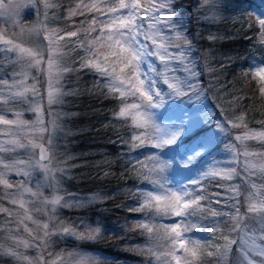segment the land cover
I'll return each instance as SVG.
<instances>
[{
    "label": "snow or ice",
    "instance_id": "1",
    "mask_svg": "<svg viewBox=\"0 0 264 264\" xmlns=\"http://www.w3.org/2000/svg\"><path fill=\"white\" fill-rule=\"evenodd\" d=\"M58 7L56 0H0V18H3L0 20V56L12 61L14 65L19 64V71L13 70L11 74V83L9 79L0 78V87L7 89L6 93L0 91V125L24 131L30 137L27 144L20 139L0 144V153L14 149H39L38 158L35 159L11 162L0 160V185L5 189H17L16 193L6 195L10 203L18 204L23 209L22 216L17 214L19 223L24 224L25 220H29L42 228V235H34L32 229L24 224V232L32 236L31 241L17 238L9 232L8 239L12 244L7 247L0 244V256L9 257L16 264H103L102 258L90 255L83 249L66 254L48 251L54 242V236L92 241L99 237L101 227L85 220H81L78 225L57 220L55 213L58 208L80 207L86 202L72 193L61 192L62 177L68 172V168L58 166L59 162L54 163L56 155L52 151V141L53 133L60 127L58 122L52 121L50 129L43 119L41 106L34 102L29 103L28 109L36 113L34 122L22 119L23 113L18 110L12 113L14 118L10 119L6 109L14 108L22 100H27L29 93L33 97L39 95L35 83L30 87L27 85L29 70L33 68L46 71L49 106L63 104L65 97L78 95L77 89H63L61 80L65 74L87 70L103 80L107 93L119 100L120 106L114 111L113 117L130 122L133 129L131 150L149 146L163 148L165 145L175 144L183 129L170 132L162 130L154 122L153 110L163 108L166 98L179 99L195 92L199 86L201 71L190 59L191 42L181 31L183 25L173 0H95L90 5H84L81 0L76 9L68 10V17L83 14L77 11L82 7L95 15L88 28L78 27L75 30L53 26L61 18L53 11ZM199 7H206L211 11L217 5L215 0H201ZM26 11H32L37 17L27 27L20 19ZM41 15L43 19H40ZM256 23L259 25L257 43L264 47V18L257 19ZM97 24L100 25L99 28L95 27ZM166 31L170 35L165 34ZM81 32L84 33L82 38ZM41 36L42 41L33 39ZM218 38L215 34L207 37L210 41ZM26 41L31 42L30 46ZM44 41L47 42L46 60ZM69 45L72 46V51L79 48L85 53L79 58V67L69 66L64 59L67 54L64 49ZM227 59L229 63L233 61L232 57ZM75 63L73 60V64ZM225 67L222 62L219 72L211 65L207 66V70L219 75ZM178 71L183 75H177ZM241 75L245 79L250 77L256 81L259 97L264 100V61L255 66L249 65L247 69L242 66ZM244 100V96L232 94L228 106L241 109L242 114L233 113L229 118L225 112V119L217 124L219 131L227 132L228 128L240 127L247 129L243 114L247 111ZM45 135L47 146L43 142H36V139L43 141ZM234 139L236 142L257 140L264 144V131L249 129L236 135ZM228 149L237 156L245 157L243 180L247 187L228 185L226 191L230 195L226 198V203L220 198L219 192H210V186L217 178L230 181L239 175L235 168L213 165L195 176L187 175L186 183H170L166 178H161L166 165L156 155H148L135 162L129 161L125 166L126 172L152 185V190L131 193L137 206L130 211L145 215V220L137 221L132 228L147 237L144 246L134 249L145 258L144 264H264V183H256L251 179L256 177L264 180V151L251 152L246 146L241 151L236 144H230ZM199 155L196 152L189 156L185 167L191 165ZM34 170H39L47 178V186L53 189L50 197H45L40 190L43 185H38L34 190L27 183L13 185L7 179L8 173L12 171L28 179ZM107 175L109 173H105ZM216 186L225 187L222 184ZM26 193L35 198V201L24 200ZM34 202L47 208L45 215L48 216V221L42 225L29 214V205ZM220 204L223 208L213 206ZM0 212L9 217L14 215L4 207H0ZM163 218H168L171 222H157ZM197 230L209 232L210 236L197 238L187 235ZM21 246L25 250L38 249L36 256L19 251Z\"/></svg>",
    "mask_w": 264,
    "mask_h": 264
},
{
    "label": "rangeland",
    "instance_id": "2",
    "mask_svg": "<svg viewBox=\"0 0 264 264\" xmlns=\"http://www.w3.org/2000/svg\"><path fill=\"white\" fill-rule=\"evenodd\" d=\"M80 1L81 0H79V2ZM238 1L241 8L247 10L250 8L252 9L253 13H251V19L247 18V24H253V28L249 29V35L256 34V29L258 30L259 28L256 20L264 18V0ZM53 11H56L57 14L61 17L56 20V23L53 26H59L60 28L65 30H75L78 27L86 29L90 26L89 22L93 17V15H91L85 18H81V22L77 25L74 24V16L69 18L68 14L65 15V11L61 10L60 6ZM208 12L209 15L207 16V19H203L205 22H207L208 18H210V15L214 16L216 14V10H211ZM51 14L52 12L50 11L49 15L51 16ZM81 16L82 15H80V17ZM219 18L220 15L218 13V15L214 19H212V23L217 22ZM2 19L3 18H0V20ZM20 19L24 26L27 27L33 24L37 17L33 14L32 11H26L24 14H22ZM40 19H43L42 15ZM232 20L233 22H236L235 18ZM99 26V24L95 25V27L97 28H99ZM145 28H147V23L145 24ZM16 31L18 32L19 29L17 28ZM165 34L170 35V33H168L167 31L165 32ZM209 34L212 33L209 31ZM9 35H11V29H9ZM83 35L84 33L81 32V38L83 37ZM33 39H39L42 41V36L40 38L33 37ZM207 41L211 43L215 42L208 39ZM30 43V41H26V44H28L29 46ZM181 43H183V41H181ZM250 45L252 47L248 48V51L252 54H248L241 60L242 66L245 69H247L249 65L255 66L261 61H264V57L262 56L264 55V47H261L258 43L256 45L250 43ZM43 47L45 48L46 60V41L43 42ZM191 47L192 52L189 54L190 59L199 66V69L201 71V76L198 78V88L195 90V92H190L188 95L179 99L169 100L166 98L165 106L163 108L153 110V112L155 113L153 117L154 122L162 130L170 132L183 129L175 144L165 145L163 148H151L149 146L136 149L135 151L131 150L130 140L133 134V129L130 127V122L126 123L122 120H116L114 119L113 115H110L111 113H114L112 111L113 108H116V111L118 110L120 102L119 100L113 98L111 94H108L107 89L104 90V103L106 102V106L103 105L104 113L101 116L102 123H105L103 131L105 130V136L108 135L109 138L105 140L103 138V141L96 142L94 144L86 141L87 139L82 141L80 140L79 144L76 138V132L72 131V129L70 128L71 123H69L70 121L68 119V109L66 106L65 98L63 104H54L52 106H49L47 102L48 77L46 71H38L35 68L29 70L30 79L27 81V85L30 87L33 83H35L39 95L33 97L32 94L29 93L27 100H22L21 103L14 108L6 109V114L8 118L11 119L14 118L12 113L18 110L23 113L22 119L29 122H34L36 120V113L28 110L29 103L34 102V104H39L41 106L43 119L50 129L52 127V121L58 122L60 127L53 133L52 141V151L56 155V160L54 161V163L59 162L58 166L68 168V172L62 177V182L60 185L61 192L72 193L76 197L80 198L81 200H85L86 202L80 207L58 208L55 213L57 220H63L66 223H75L77 225L81 220H85L94 225L99 224L101 227V233L99 237L96 240L92 241H80L76 240L74 237L54 236L52 237V240L54 242L52 243L48 251L52 253L66 254L69 251L83 249L90 255L102 258L103 264H144L145 258L140 256L139 254H137V259H133V261L127 260L126 262H123V259L121 258L122 256H127V254H130L131 252H135L134 249L136 247L144 246L146 244L147 237L139 231L132 230L133 225L137 221H143L142 218L145 215L143 213L130 211V209L136 207V204L131 201H127L126 203L128 204V206L122 208L120 205H111L112 201L108 203V199L102 197L99 194V192H102L104 189L114 190L108 189V187H111V185L107 180H113L112 176L114 175V173L110 168L105 166L107 164V159H113L114 162L115 158L117 157V164L119 165V168L116 169L115 166H113V168L118 173H121L122 176H125V182L121 187H119V185H115L116 189L119 192H124L128 188H135L134 190H132V192H134L137 190H142V187L146 188V190L143 191L152 190L151 184L137 179L130 172H126L125 167L129 161L135 162V160L137 159L143 160L148 155H156L158 157V160L162 164L166 165L163 173H161V178H166L168 182L174 181L176 179H183L190 173H193L192 176H195L199 171L206 170L208 167H211L213 165L221 168H235L239 175L235 176L230 181L217 178V180L213 181L210 186V192H213V190L221 191L220 198L224 200L225 203L226 198L230 195L226 191L227 186L230 184L240 185L242 182H244L243 176L245 175V157L243 155L237 156L234 152L228 149V146L230 144H236V147L241 151L244 150L245 146L247 147V150L251 152L264 151V144L257 140L236 142L234 139L236 135H241L244 131L249 129L253 131L264 130L254 128L252 125H247V129L240 127L228 128L227 132L219 131V129L217 128V124L225 119V112L228 113V116H231L234 111L230 109L227 111L221 110V106H217V104H214L211 97L213 93L211 92L208 85L207 87H205V85H202L203 87H205L204 89H202L200 84L203 82V80H205L207 84H211L214 82V75L207 70V66L211 65V63L213 62H211V58L208 53H200L199 50L197 52V48H194L192 44ZM64 51L67 53L64 57L67 64L72 67H79V58L85 55L84 51L79 48H77L75 51H72L71 45L64 49ZM205 51L209 52L208 49H205ZM206 56H208L209 59L205 58L203 61V57ZM14 59L15 58L13 57V60ZM73 60L76 61L75 64H73ZM44 67L46 68V64L44 65ZM13 70L19 71V64L14 65L12 61L6 60L2 56H0V78L9 79L11 83V74ZM6 73L7 75H5ZM79 75H84V77L92 83L94 82L92 76L96 74L87 70L82 71V74H65L64 78L61 80L63 89L65 91L69 90L70 88L72 89V85L74 86V82L76 80L75 76ZM177 75H183V73L178 71ZM16 79H20V77H16ZM101 81L104 82L103 80ZM244 82L246 85H251V87H253L252 92L257 93V100L263 102L264 104V100L259 97V86L257 85L256 81L252 80L249 77L248 79L244 78ZM78 83L82 85L81 82ZM79 88L80 87H78V89ZM0 91L6 93L7 89H3L2 87H0ZM129 102H131V99L129 100ZM107 106L110 107L106 108ZM217 113L221 114V119L219 118L217 121L212 120L214 115ZM234 114L236 115V111L234 112ZM212 123H214V125ZM5 133L8 134L6 135ZM29 138L30 137L25 135L24 131H19L16 128L8 129L6 126L0 125V144H4L6 141L13 139H20L22 143L27 144ZM121 141H123V143ZM36 142H43L47 146V135H45L43 141L36 139ZM195 143H200L201 146L194 152L187 153L186 150ZM5 146L9 147V145ZM101 146H105V149L100 148ZM37 150L38 149L31 148L14 149L11 152L0 153V160L11 162L20 159H35L37 158ZM108 150H111V154L112 152H114L115 155H107L106 153L108 152ZM196 152H199L200 155L196 156L193 163L191 165H188V167L186 168L185 164L188 160V157L195 155ZM33 153H35V156H33ZM98 167H101L102 174V176L99 177L100 184L104 183L106 184V186L101 187L100 185H98V192L96 193V195H94V193L89 194L90 187L92 186L91 181L96 176L94 174L86 175L85 171L86 169H89L92 171L97 170L98 172H100V169H97ZM105 173H109V175L105 176ZM7 179L13 185H16L18 183H27V185L34 190L38 185H43L40 190L43 192L45 197H50L53 191L51 187L47 186L48 180L39 170H34L32 172L31 178L28 179L23 176L16 175L15 172L12 171L8 173ZM251 179H253V177ZM118 180L120 182L121 179L119 178ZM254 181H256V177ZM217 184H222L225 187L218 188L216 186ZM16 192L17 189L15 187L13 189H5L3 185H0V207L8 208L14 214L13 217H9L7 216V214L0 212V244H3L5 247L12 244V241L8 239L9 232L11 233V235L16 236L17 238L27 239L29 241L32 240V236L24 232V224H27L28 227L32 229L34 235H42V228H40L37 224L32 223V221L25 220L24 224L19 223L17 214H19V216H22L23 209H20L18 204L13 205L12 203H10L9 197L6 195V193ZM128 193L129 196L133 198L131 193ZM93 197L100 198L93 199ZM17 199H19V197H17ZM23 199L26 201H35V198L31 197L27 193L24 194ZM133 200L135 199L133 198ZM220 205L217 206L220 207ZM45 211H47V208L38 202H34L29 205V214L33 217L34 220L39 221L41 225L44 222L48 221V216L45 215ZM166 220H168V218L158 219L157 222L170 223L166 222ZM6 221L11 222L6 223ZM105 226H107L108 228L111 227L121 230L120 232L125 233L130 238H128L127 240L124 239L123 241L116 244L117 247H109L110 250L109 252H107V250L105 249L106 245H103V241L101 240V236H103L104 234L103 229ZM109 231L111 230L109 229ZM195 233V237L197 238H206L210 236V233L206 231L197 230L195 231ZM187 235L191 236V233ZM136 242L139 243L136 245ZM98 244H100V247H97ZM123 250H125V252H122ZM19 251L25 252V254L34 257L36 256L38 249L25 250L21 246ZM0 264H16V262L9 257L0 256Z\"/></svg>",
    "mask_w": 264,
    "mask_h": 264
},
{
    "label": "trees",
    "instance_id": "3",
    "mask_svg": "<svg viewBox=\"0 0 264 264\" xmlns=\"http://www.w3.org/2000/svg\"><path fill=\"white\" fill-rule=\"evenodd\" d=\"M56 2L61 10L65 11V15H67L68 10L76 9V5L81 1L56 0ZM82 2L84 5H90L95 2V0H83ZM200 2L201 0H173V3L176 4V11L180 15V23L183 25L181 31L185 33L193 47L197 48V52L199 49L207 53L205 49H208L211 51L210 53L212 55L217 56L218 54L226 65L225 70L220 72L217 76L214 89L211 84H207L204 80L200 86L204 89L207 85H211L217 97H222L223 95L227 96V102L232 100L233 93L244 96V104L247 106V111L243 112L245 121L256 125L261 124L264 122V104L257 100V93L252 92L253 87L245 84L244 78L240 75L242 59H237L238 57L245 58L248 54L251 55L252 53L248 51V48L252 47L250 43L254 45L257 44L258 30L256 29V34L249 35V29L253 28V24H247V18L251 19V13H253V11L251 8L248 10L241 8L238 0H215L217 8L212 10H216V14L214 16L210 15V18L205 22L203 19L209 15V10L206 7L200 8ZM77 11L83 13L74 16L73 19L77 25L81 22V18L90 16L93 13L83 7ZM218 13L220 15L219 20L212 23V19H214ZM80 15L82 16L80 17ZM234 18L236 22H233L232 19ZM209 31L212 34L216 33L219 37L213 43L207 41ZM262 56L264 57V55ZM228 57L233 58L231 63L228 62ZM78 80L82 83V85L78 84V87H80V90L77 89L78 95L70 99V101H72L73 110L71 111L77 114L72 117L71 128L75 131L79 129V131L82 132L80 134L82 140H86L85 138H87L86 141L91 139L89 141L93 143L101 142L104 138V136H102V134L104 135V126L100 124L101 115L104 113L103 105L106 106V102L104 103L105 94H101V92L105 93L104 88H99V90L96 89L95 92L93 91L91 82L84 81L81 78ZM202 85H205V87ZM99 86L104 87V84H99ZM235 109L242 114L241 109L236 107ZM115 110L116 108L112 109L113 112ZM95 181L96 180L92 181V183ZM91 185L90 193H97L98 184L94 183ZM100 195H102V193H100ZM122 195V193L112 194V205L122 206Z\"/></svg>",
    "mask_w": 264,
    "mask_h": 264
}]
</instances>
